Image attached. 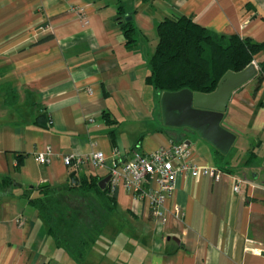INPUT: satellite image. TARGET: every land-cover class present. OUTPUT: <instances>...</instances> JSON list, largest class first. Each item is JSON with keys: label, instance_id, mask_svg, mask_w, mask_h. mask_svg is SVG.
Returning <instances> with one entry per match:
<instances>
[{"label": "crops", "instance_id": "obj_1", "mask_svg": "<svg viewBox=\"0 0 264 264\" xmlns=\"http://www.w3.org/2000/svg\"><path fill=\"white\" fill-rule=\"evenodd\" d=\"M171 15L264 43V0H0V177L20 186L0 200V264H74L23 198L41 184H68L74 170L64 157L103 153V168L77 172L104 179L115 160L169 142H188L197 166L220 179L178 178L164 222L119 183L115 215L82 264H264V78L228 101L221 125L235 140L226 155L188 129L165 127L160 95L145 79L156 27ZM128 16L130 47L121 30ZM3 86L17 97L11 106ZM47 151L50 163L38 164Z\"/></svg>", "mask_w": 264, "mask_h": 264}, {"label": "trees", "instance_id": "obj_2", "mask_svg": "<svg viewBox=\"0 0 264 264\" xmlns=\"http://www.w3.org/2000/svg\"><path fill=\"white\" fill-rule=\"evenodd\" d=\"M121 8L119 7V10ZM125 46L135 44L136 28L131 21L121 25ZM157 44L148 61L146 83L161 95L189 90L194 94H212L228 72L238 73L253 62L254 78H264V43L258 44L239 36H217L192 19L171 15L156 27ZM4 102L11 106L17 100L9 86H3ZM77 177V184L24 191L23 198L46 226L55 247L74 264H82L103 233L106 223L115 215L114 192L108 186L99 188L97 176ZM14 181L0 177V200L12 194ZM264 203V202H263Z\"/></svg>", "mask_w": 264, "mask_h": 264}, {"label": "built area", "instance_id": "obj_3", "mask_svg": "<svg viewBox=\"0 0 264 264\" xmlns=\"http://www.w3.org/2000/svg\"><path fill=\"white\" fill-rule=\"evenodd\" d=\"M252 64L257 69L256 64L254 62ZM114 155L118 157L116 151ZM50 158L51 154L47 151L38 154L35 160L40 165H47L50 163ZM63 163L77 172L83 164H88L94 169L103 168L105 158L103 153L95 152L86 158L64 157ZM202 173L212 177L214 181H218L222 175L215 169L199 168L193 158V153L184 143L169 142L167 146L160 147L151 153L136 155L120 166L115 160L109 170L110 181L107 186L113 193L119 183H122L133 200L144 202L149 212L160 222H164L166 213L164 202L172 196L177 179L188 176L197 178ZM241 183L242 180L235 181L232 188L234 193L240 192ZM180 213L177 207L173 209L175 217H179Z\"/></svg>", "mask_w": 264, "mask_h": 264}, {"label": "water", "instance_id": "obj_4", "mask_svg": "<svg viewBox=\"0 0 264 264\" xmlns=\"http://www.w3.org/2000/svg\"><path fill=\"white\" fill-rule=\"evenodd\" d=\"M130 19L128 16L126 21ZM256 74L257 69L253 64L238 73L228 72L220 80L216 90L209 95L194 94L189 90L162 93L159 105L163 125L188 129L210 144L219 154L226 155L235 140V136L221 125L228 101L234 91L253 79ZM185 145L190 144L186 142ZM69 181L70 185L77 184L74 172L69 176ZM109 181L108 175L99 182V188L105 189ZM14 186L20 187L16 183ZM47 186L48 184H41L39 188ZM171 240L178 242L175 238Z\"/></svg>", "mask_w": 264, "mask_h": 264}]
</instances>
